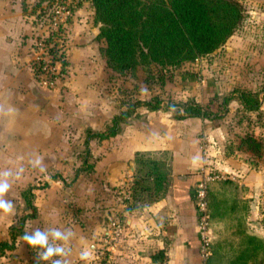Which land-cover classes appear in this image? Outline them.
I'll list each match as a JSON object with an SVG mask.
<instances>
[{"label": "crops", "instance_id": "crops-1", "mask_svg": "<svg viewBox=\"0 0 264 264\" xmlns=\"http://www.w3.org/2000/svg\"><path fill=\"white\" fill-rule=\"evenodd\" d=\"M27 13L20 0H0V182L10 185L3 196L5 201H9V193L33 182L34 174H42L44 178L52 169L61 172L66 160L75 156L76 143L77 147L84 145L86 129L102 132L119 113L112 100L101 97L107 91L104 93L95 84L103 77V68L95 63L94 52L97 49L98 54L99 47L96 48L94 39L98 28L95 27L89 41L86 34L76 36L79 41H66L65 85L49 89L39 84L33 68L34 27ZM103 64L110 69L106 62ZM140 114L143 116L131 117L122 124L118 134L89 141L95 159L92 172L104 178L107 190L119 186L121 193L135 166L162 164V157H168L165 173L168 186L163 198L136 212L112 201V208L119 210L118 215L126 226L119 229L120 240L112 229L106 231V264H210L212 257L206 260L200 252L193 190L209 170L218 168L234 174L235 165L224 151L216 152L211 145L215 143L211 119H175L159 110ZM234 175L228 178L235 179ZM247 178V181L237 180L238 198L247 199L244 203L248 202L250 208L249 215L242 218L248 229L233 235L232 251L217 252L219 256L226 255L223 257L226 264H259L264 258V227L259 211V205L264 209V192H260L264 185L252 181L250 174ZM211 182L207 195L218 202L223 189L209 187ZM34 186L30 185L32 191ZM89 191L94 196L97 188L90 186ZM33 194L38 197L36 190ZM56 202L51 199L46 204L53 218L60 205ZM53 218H47V222L57 221ZM109 218L111 225L118 221ZM12 221V211L7 214L0 211L1 239L9 236L7 230ZM210 254L215 255L212 250ZM151 255L163 260L153 261ZM5 264H15V260Z\"/></svg>", "mask_w": 264, "mask_h": 264}, {"label": "rangeland", "instance_id": "rangeland-1", "mask_svg": "<svg viewBox=\"0 0 264 264\" xmlns=\"http://www.w3.org/2000/svg\"><path fill=\"white\" fill-rule=\"evenodd\" d=\"M66 1L68 0H20L33 23L31 40L34 41L33 47L36 49L35 41H47L51 49L50 54L55 57L59 54L58 44L55 41H61V57L47 67V73H41L38 77L39 84L43 87L45 86L41 83V79L47 80L46 88L49 89L65 85L66 41H79L76 36L81 34H86L89 41L94 35L95 27L98 28L99 33L100 24L94 20V8L89 1H73V16L65 25H61L59 31L55 30L51 22L43 18L55 5L64 4ZM239 1L243 6L244 19L223 46L210 55L185 62L178 67L151 64L140 65L124 73L107 70L103 64L105 63L103 49L106 47V42L98 37V33L94 39L97 41L96 48L99 47L98 54L97 49L94 52L97 57L95 63L103 68V77L95 84L104 93L107 91V95L101 94V97L112 100L117 112L126 108L124 105L133 104L138 100L153 101L157 97L162 100L164 106V109L159 111H164L171 117L177 113V103L184 101H194L207 107L211 113L217 114V118L210 120L211 132L215 137V143L211 145L216 152L224 151L237 168L233 167L235 175L222 172L218 168L212 170L224 177L209 184V187L211 185L218 191L223 189L222 197H217L219 201L216 202L207 195L210 215V253L211 250L215 253L214 256L209 254L206 258L208 260L212 257L210 264H226L223 260L226 255L219 256L217 252L232 251L233 235L248 229L242 218L244 215H249L250 208L248 202L244 203L248 201L247 199L238 198V180L247 181L250 174L252 181L264 185V0ZM38 61L41 60L35 55L33 65ZM63 61L66 64L63 65ZM33 68L36 71V68ZM237 89L257 93L261 100L260 106L250 110L244 108L237 99L235 92ZM225 97L232 98L226 105L223 104ZM145 110L147 109L143 106L138 107L136 117H142L143 114L140 112ZM246 138L255 142H243ZM257 144L261 146L258 147ZM74 149L75 156L66 160L61 172L52 169L48 176L44 175V178H41L42 174H34L33 182H29L23 189L9 193V201L13 205V221L9 224L7 234L12 226L18 225L23 216L31 213V209L26 206L23 192L33 184L35 189L32 192L36 190L38 196L36 198L34 194L33 198L37 217L28 219L24 230L29 236L39 231L47 237V244L39 249L30 248L21 237H17L16 250H13L21 252L24 257L7 250L0 256V264L11 260H15V264H106L108 244L106 231L112 229L113 235L117 238L119 229L126 226L123 217L118 215L119 210L112 208V201L121 203L127 211L136 212L144 210L149 204L165 196L167 180L166 189L159 190V186L155 185V177L159 172L164 174L167 172L166 155L160 160L162 164L140 163L141 165L135 166L133 175L128 182H125L127 183L123 186L125 190L121 193L118 192L121 190L119 186L109 187L107 190L104 178L100 175L97 177L95 172H92V162L95 159L93 155L91 156L90 148L89 154L84 145L77 147L76 143ZM85 157L92 166L83 163ZM231 159L228 164L231 163ZM230 175H234L235 179L228 178ZM51 186H54L53 189L48 190ZM90 186L97 188L94 196L90 194ZM260 192L263 193L264 190L261 189ZM261 197L263 195H260ZM51 199L60 205L58 212L56 211L58 214L55 212L54 217L57 221L49 223L47 218L52 220L53 213L46 204ZM259 211L264 227V209L260 205ZM109 217L117 218V223L111 225ZM55 233H59V238ZM8 240H10L9 236L0 238V241ZM49 247L61 251L46 260L41 259L40 257Z\"/></svg>", "mask_w": 264, "mask_h": 264}, {"label": "trees", "instance_id": "trees-1", "mask_svg": "<svg viewBox=\"0 0 264 264\" xmlns=\"http://www.w3.org/2000/svg\"><path fill=\"white\" fill-rule=\"evenodd\" d=\"M89 2L94 8L95 22L100 24L98 37L106 42L103 49L106 65L118 73L132 71L140 65L178 67L185 62L210 55L223 46L244 19L243 6L239 0H89ZM62 64L66 63L63 61ZM43 65L42 61L34 65L37 78ZM235 92L244 108L250 110L260 106L261 100L257 93L239 89ZM231 99L225 97L223 104H228ZM124 106L126 108H122L112 118L106 130L95 132L86 129L84 146L87 154L91 139L102 140L118 134L122 124L132 116L136 117L138 107L143 106L149 111L164 109L162 100L157 97L153 101L138 100ZM176 112L175 119L217 118L216 113H211L207 107L194 101L177 103ZM249 141L255 142L250 138L243 140L247 143ZM83 163L92 166L88 164L86 157ZM165 178L162 172L156 175L155 185L159 186V190L166 189ZM23 198L31 213L23 216L17 226L9 229L10 240L0 241V256L5 251L15 248L16 238L26 233L24 230L26 221L37 217L32 187L23 192ZM151 258L153 261L163 260L162 257L157 259L155 255H151ZM263 263L264 258L259 264Z\"/></svg>", "mask_w": 264, "mask_h": 264}, {"label": "built area", "instance_id": "built-area-1", "mask_svg": "<svg viewBox=\"0 0 264 264\" xmlns=\"http://www.w3.org/2000/svg\"><path fill=\"white\" fill-rule=\"evenodd\" d=\"M73 1L79 0H68L64 4L55 5L50 9L43 18L51 22L55 27L56 31H59L61 25H65L68 20L73 16ZM89 1V0H83ZM58 33V32H57ZM57 43V49H59V54L55 57L50 54V48L48 47L47 41H35V52L39 56L40 60L43 62V67L41 68V73H47V67L56 62L62 55V45L61 41H55ZM51 45V44H50ZM51 46H54L52 44ZM54 57V58H53ZM46 71V72H45ZM38 74V76H39ZM41 83L47 87V80L42 78ZM224 176L219 173H215L212 170H209L206 175L196 184L193 190V198L196 204L197 209V227H198V237L200 240V252L201 256L206 259L210 254V226H209V212H208V203H207V187L208 183L211 181L222 179ZM264 264V263H263Z\"/></svg>", "mask_w": 264, "mask_h": 264}, {"label": "clouds", "instance_id": "clouds-1", "mask_svg": "<svg viewBox=\"0 0 264 264\" xmlns=\"http://www.w3.org/2000/svg\"><path fill=\"white\" fill-rule=\"evenodd\" d=\"M9 188L10 185L5 182H0V211H3L6 214L13 210L12 203L3 199V196L9 191ZM55 236L59 238V233H55ZM21 239L24 240L31 247H44L47 244V237L45 235H42L39 231H37L33 236H29L27 233H25L21 237ZM60 251L61 249H53L49 247L40 258L46 260L51 257L54 253H58Z\"/></svg>", "mask_w": 264, "mask_h": 264}]
</instances>
